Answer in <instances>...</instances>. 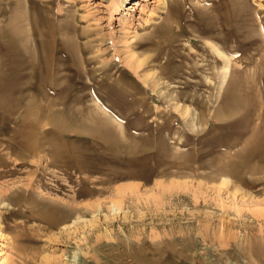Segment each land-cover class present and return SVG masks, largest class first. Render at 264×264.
I'll return each mask as SVG.
<instances>
[{
	"label": "rangeland",
	"instance_id": "374dc122",
	"mask_svg": "<svg viewBox=\"0 0 264 264\" xmlns=\"http://www.w3.org/2000/svg\"><path fill=\"white\" fill-rule=\"evenodd\" d=\"M161 1L0 0V264H264V0Z\"/></svg>",
	"mask_w": 264,
	"mask_h": 264
},
{
	"label": "bare ground",
	"instance_id": "6f19581e",
	"mask_svg": "<svg viewBox=\"0 0 264 264\" xmlns=\"http://www.w3.org/2000/svg\"><path fill=\"white\" fill-rule=\"evenodd\" d=\"M161 1V0H160ZM161 2H163L164 3V1H161ZM112 5H114V6H116V7H119L121 4H123V0H111V2H110ZM116 9V8H115ZM217 47V46H216ZM214 48V52H216V55H218V57L221 59V60H223V61H225V62H229L228 63V66L227 67H225L224 68V70H225V75L226 76H229L230 74H231V72H232V64H231V59H230V57L228 58L227 57V55H225L224 54V52L222 53L221 51H220V48L219 49H217V48ZM233 74V73H232ZM99 209H100V207H98ZM112 209L114 210V211H119V210H121V202L120 201H113V203H112ZM260 214H263L264 215V210L262 211H260ZM79 221V220H78Z\"/></svg>",
	"mask_w": 264,
	"mask_h": 264
}]
</instances>
